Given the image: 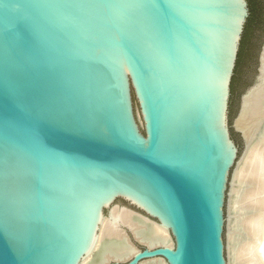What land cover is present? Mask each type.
<instances>
[{
  "label": "water",
  "instance_id": "95a60500",
  "mask_svg": "<svg viewBox=\"0 0 264 264\" xmlns=\"http://www.w3.org/2000/svg\"><path fill=\"white\" fill-rule=\"evenodd\" d=\"M248 17L247 0H0V264H81L114 207L172 246L120 225L101 247L134 253L104 264H230L238 121L263 74L264 38L230 120Z\"/></svg>",
  "mask_w": 264,
  "mask_h": 264
},
{
  "label": "bare ground",
  "instance_id": "6f19581e",
  "mask_svg": "<svg viewBox=\"0 0 264 264\" xmlns=\"http://www.w3.org/2000/svg\"><path fill=\"white\" fill-rule=\"evenodd\" d=\"M262 73L260 83L249 92L238 121L247 130L249 144L230 186L229 217L234 220L228 230L230 264H264V51ZM120 225L129 226L148 245L172 246L163 224L114 207L111 216L102 222L94 252L81 264H104L115 256H131L134 250L124 245L118 252L101 247L105 239L122 240Z\"/></svg>",
  "mask_w": 264,
  "mask_h": 264
},
{
  "label": "trees",
  "instance_id": "16d2710c",
  "mask_svg": "<svg viewBox=\"0 0 264 264\" xmlns=\"http://www.w3.org/2000/svg\"><path fill=\"white\" fill-rule=\"evenodd\" d=\"M249 6V17L244 26V31L242 34L240 48L237 55L236 65L234 69V75L231 80V95L229 102V116L230 120L235 116L239 98L243 92L244 85L241 83L244 81V77L247 72V68H251V63L249 62L250 49L252 47V42L254 38V28L260 25L263 21L257 13L259 12L258 6L260 9V1L258 0H247ZM232 136L235 141L241 145V138L238 133H235L231 130Z\"/></svg>",
  "mask_w": 264,
  "mask_h": 264
},
{
  "label": "rangeland",
  "instance_id": "374dc122",
  "mask_svg": "<svg viewBox=\"0 0 264 264\" xmlns=\"http://www.w3.org/2000/svg\"><path fill=\"white\" fill-rule=\"evenodd\" d=\"M260 1V9L258 6V10L259 12L257 13V15L263 19L262 23L258 26H256V28H254V38H253V42H252V47L250 49V54H249V62L251 63V68H247V72L246 75L244 77V81L241 83V85H244L243 88V92L245 90H247L248 88H250L254 83H255V79L258 75V67H259V55L261 52V47H262V43H263V38H264V0H258ZM239 104H240V99H239V103H238V107L236 110V113L238 111L239 108ZM235 113V115H236ZM123 205H126L125 203L121 202ZM229 216H230V212H229ZM232 217V216H230ZM229 217V226L230 223L234 222L233 219H230ZM228 226V221L226 223V228ZM226 228L224 227L225 232L227 231ZM169 234V233H168ZM169 241L172 243V240L170 239V235H169Z\"/></svg>",
  "mask_w": 264,
  "mask_h": 264
}]
</instances>
